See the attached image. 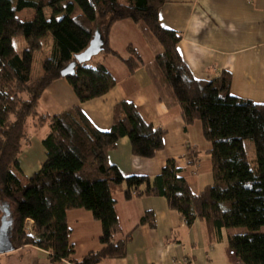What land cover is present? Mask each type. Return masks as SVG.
Wrapping results in <instances>:
<instances>
[{"label":"trees","instance_id":"1","mask_svg":"<svg viewBox=\"0 0 264 264\" xmlns=\"http://www.w3.org/2000/svg\"><path fill=\"white\" fill-rule=\"evenodd\" d=\"M65 2V6L60 4ZM165 0H0V216L1 205L9 207L8 237L17 249L33 245L49 252L51 261L97 264L122 258L130 233L114 241L120 227L112 195L122 191L125 199L158 196L181 214L184 223L196 219L205 223L214 241L222 230L244 227L248 233L227 237L228 248L243 264H264V103L234 96L232 76L221 72L209 80L196 79L177 51L180 36L164 28L158 12ZM80 12L70 16L74 6ZM50 8L53 16L44 17ZM24 9L34 11L27 21L17 17ZM62 17L56 19L54 16ZM129 19L139 28L153 53L145 65L159 99L179 105L186 125L199 120L202 135L211 145L212 184L192 193L173 159H168L155 176H123L108 162V152L127 137L133 155L151 158L163 147L164 131L145 121L129 101L113 108L108 131L97 129L79 106L53 116L37 114V102L54 80L65 78L80 102L105 95L114 80L98 62L76 63L74 72L60 71L89 45L96 30L108 48L112 24ZM51 36V51L40 63L42 75L31 79L33 55L42 49V40ZM25 48L17 50L16 38ZM124 63L133 72L141 63L132 48ZM36 128L48 123L42 138L45 159L29 177L23 175L18 157L28 138V119ZM249 141L254 149L252 165L245 151ZM82 208L100 222L101 249L73 259L68 244V210ZM32 221L31 230L26 227ZM153 225L151 213L140 223Z\"/></svg>","mask_w":264,"mask_h":264},{"label":"crops","instance_id":"2","mask_svg":"<svg viewBox=\"0 0 264 264\" xmlns=\"http://www.w3.org/2000/svg\"><path fill=\"white\" fill-rule=\"evenodd\" d=\"M158 21L162 27L179 34L177 51L194 78L209 80L223 71L230 72L232 95L264 103V0H165L158 12ZM107 44L110 52H99L91 64L100 62L104 66L114 80L112 89L101 97L80 102L68 81L58 78L39 97L37 114L53 116L79 106L97 129L108 131L114 106L120 101H129L145 121L164 131L163 147L151 158H142L133 155L129 139L122 137L108 152V162L115 165L123 176L152 177L160 172L168 159H173L192 193L198 194L212 184L211 145L202 135L200 121L186 125L179 105H167L159 99L145 70V65L153 59V53L134 22L129 19L114 22ZM129 47L141 60L133 72L124 63L132 56ZM50 51L51 48L46 55ZM41 61L38 59V64ZM33 123L34 119L29 118L28 138L18 157L24 176L36 172L45 159L41 140L48 132V123L39 128ZM42 128L47 130L45 135L37 137ZM33 141L39 145L38 151L32 150ZM248 145L250 143L245 142V151ZM112 198L120 227L114 241L124 239L128 233L131 236L124 257L97 264L232 263L227 237L240 234L239 228L222 230L221 239L214 241L205 223L196 219L191 225H186L181 214L171 210L163 197L125 199L122 191H116ZM148 212L152 215L153 225L147 221L140 223L141 217ZM66 220L73 259L101 249V224L89 211L82 208L68 210ZM31 224L32 221H27L26 227L31 228ZM0 264L71 263L67 260L53 262L48 251L24 245L0 254Z\"/></svg>","mask_w":264,"mask_h":264},{"label":"rangeland","instance_id":"3","mask_svg":"<svg viewBox=\"0 0 264 264\" xmlns=\"http://www.w3.org/2000/svg\"><path fill=\"white\" fill-rule=\"evenodd\" d=\"M65 6V2L61 3L60 4V7H63ZM80 12V9L78 8V6H74V10L73 12L70 14V16H75L77 15L78 13ZM43 13H44V17L46 19H49L53 16V11L52 9L50 8H45L43 10ZM34 15V11L33 10H30V9H24L23 11L21 12H18L17 13V17L22 20V21H27L28 19H30V17ZM56 19H59L61 18L62 16L60 14H57L54 16ZM15 42H17L15 44L17 50L21 51L22 49L25 48V43L23 41V38L19 37V38H16L15 39ZM42 43H43V46H42V50L40 51H37L34 55V62H33V65H32V69H31V79L32 81L36 78V77H39L42 75V69L40 67V64H38V59H42V56L43 55H46L48 54L50 48H51V36L48 34L46 37H44V39L42 40ZM46 129L45 128H42L40 129L38 132H37V137H40V136H43L45 135L46 133ZM35 141L32 142V150H39V145L38 144H35L34 143ZM247 144H249L250 142L249 141H246ZM251 145V147H249ZM250 145L246 146V151H247V156H248V159L250 161V163L253 165L254 162H255V154H254V149H253V146L252 144L250 143ZM26 177H29V176H26ZM239 228V232L240 234H244V233H248L249 230L244 228V227H238ZM231 229V228H229ZM228 230V229H225L224 232ZM231 230H234V229H231ZM261 231H264V226L260 228ZM226 234V233H224Z\"/></svg>","mask_w":264,"mask_h":264},{"label":"water","instance_id":"4","mask_svg":"<svg viewBox=\"0 0 264 264\" xmlns=\"http://www.w3.org/2000/svg\"><path fill=\"white\" fill-rule=\"evenodd\" d=\"M102 50L103 40L99 31L96 30L92 36V39L89 42L88 47L83 52L75 55V60L69 63L60 71L61 76L72 74L74 72V67L77 62H87ZM1 211L2 215L0 216V254H4L14 249L8 237V229L11 225V220L9 219V207L2 204Z\"/></svg>","mask_w":264,"mask_h":264},{"label":"built area","instance_id":"5","mask_svg":"<svg viewBox=\"0 0 264 264\" xmlns=\"http://www.w3.org/2000/svg\"><path fill=\"white\" fill-rule=\"evenodd\" d=\"M29 231L31 230L30 227L27 228ZM229 255L233 257V261L231 264H243L235 255L233 250H229ZM173 264H179V263H173Z\"/></svg>","mask_w":264,"mask_h":264}]
</instances>
